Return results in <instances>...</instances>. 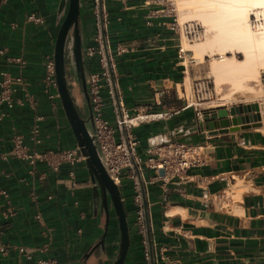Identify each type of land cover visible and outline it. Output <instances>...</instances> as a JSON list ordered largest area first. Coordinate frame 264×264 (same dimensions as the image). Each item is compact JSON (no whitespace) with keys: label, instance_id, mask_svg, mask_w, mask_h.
<instances>
[{"label":"crops","instance_id":"0c3cea01","mask_svg":"<svg viewBox=\"0 0 264 264\" xmlns=\"http://www.w3.org/2000/svg\"><path fill=\"white\" fill-rule=\"evenodd\" d=\"M168 1L103 0L102 4L120 107L135 119L134 124L124 127L127 136L136 141L135 155L146 159L157 143L175 140L198 146L204 158L203 164L188 168L181 178L166 182L154 169L140 166L155 264H264L261 103L259 127L251 122L233 125L228 114L225 132L217 125L213 129L217 133L209 135L201 114L224 103L201 104L197 114L186 105V98L190 99L187 89L192 93L194 81L211 73L213 65L211 61L210 65L206 63V53L202 59L195 57L192 48L182 54L184 60L178 56L179 39L172 28L178 16ZM34 7L32 0H3L0 5V46H6L9 54L25 58L23 79L33 99V103L24 100L16 104L0 120V153L10 148V124L27 137L36 115L44 117L41 142H29L31 149L42 152L77 147L56 90L50 87L45 92L43 88L45 61L53 59L55 33L47 24L27 19L34 14ZM80 23L84 50L97 48L98 26L90 0H81ZM84 62L87 72L102 70L97 54L84 58ZM6 67L0 56V70ZM103 88L102 116L115 125L113 101L104 82ZM77 92L76 86L75 99L84 117L87 106ZM15 98H22V93L17 92ZM115 138L119 139L118 132ZM0 171V188L8 191L14 211L10 218L0 215V238L10 249L0 258V264H30L25 253L32 260L51 257L54 264H109L115 257L119 237L112 208L108 236L102 247L92 249L102 236L104 224L84 159L73 165L64 163L54 172L43 161L30 166L9 157L0 161ZM121 176L127 179L124 183L121 178L118 188H123L120 196L129 229L123 264H150L145 229L137 224L129 170ZM44 243L48 250L39 253ZM19 246L24 253L16 250Z\"/></svg>","mask_w":264,"mask_h":264},{"label":"built area","instance_id":"2783aa9c","mask_svg":"<svg viewBox=\"0 0 264 264\" xmlns=\"http://www.w3.org/2000/svg\"><path fill=\"white\" fill-rule=\"evenodd\" d=\"M90 1L93 3V9L97 20L99 45L97 48L86 47L84 50V58L86 59L97 54L100 56L102 64V70L100 72H88L87 78L90 108L93 112L94 133L107 170L117 186L121 182L122 171L126 169L129 170L128 177L132 180L134 200L137 206V224L143 229L144 218L140 187L131 158L133 157L139 169L141 165L154 169L156 175H158L159 179L163 182L173 178H181L188 168L203 164L204 158L199 152L198 146L182 141L166 140L159 142L155 145L154 152L151 153V156L146 159H141L139 156L135 155L134 147L136 141L131 139L129 135L127 136V146L122 132V125H124V127L130 125V123L127 122L129 117L127 112L123 110H121V118L118 115L100 38L97 0ZM168 2L172 8V0ZM27 19L34 23H42V18L33 13L29 14ZM250 22L253 29H262L264 27V14L259 10H254L250 14ZM172 28L177 32L179 39L178 56L184 60L182 54L187 52V50L183 47L181 38H184L189 43L199 41L204 37V29L196 20H185L183 22L175 20ZM0 56L4 59L7 66L6 69L0 70V120H2L7 117L8 111L16 104L21 105L24 100L28 103H33V99L23 79V70L26 66V60L23 55L9 54L6 46H0ZM43 81L44 91H48L50 87L54 88L56 90L55 94L58 96L53 59H47L45 61V75ZM103 82L107 85L108 94L113 101L116 113L115 125L110 124L102 116L101 108L103 101L101 89L103 88ZM17 92L22 93V98H15ZM211 93L209 78L204 77L197 79L193 83V95L191 96V100L186 98V105L192 106L197 114H199L201 111V104L211 98ZM52 96L51 94V97ZM192 98L194 100H192ZM43 118V115H36L34 117L27 137L17 132L15 125L11 123L9 134L10 148L7 152L0 153V161L11 157L24 161L30 166H34L38 161H43L51 171L58 172L64 163L73 165L83 160L84 156L80 153L78 147L61 149L58 151L46 150L42 152L33 150V148L31 149L29 142L33 145L41 142V121ZM117 132L119 133L118 140L115 138ZM70 174L72 175V172H70ZM13 214L14 211L10 204L8 191L5 188H0V215L3 218H10ZM9 250V246L0 238V258L7 255ZM16 250L19 253H24V248L22 246L17 247ZM47 250L48 245L46 243L38 248L39 253H45ZM25 256L30 260V264H54L55 262L51 257H39L32 260L30 254L25 253Z\"/></svg>","mask_w":264,"mask_h":264},{"label":"water","instance_id":"95a60500","mask_svg":"<svg viewBox=\"0 0 264 264\" xmlns=\"http://www.w3.org/2000/svg\"><path fill=\"white\" fill-rule=\"evenodd\" d=\"M2 1L3 0H0V5L2 4ZM69 2V19L60 25L61 27L58 35L54 37L53 60L55 66V78L57 82V95L62 111L76 139L77 147L80 153L84 156L90 181L94 184L98 183L102 197L105 199V203L107 199L110 201L114 216L117 220L119 246L115 257L109 262V264H123L127 257L129 247V229L127 226L126 214L121 200L120 190L113 182L111 175L107 170V166L104 162L103 155L99 149L94 133L93 112L90 108L87 86L88 72L85 69V62L83 59L84 48L82 44V31L80 25L81 0H69ZM102 4V0H97L100 38L111 88L114 95V101L118 109V115L121 118L122 113L120 100L116 89L112 64L106 43ZM73 24V31L70 32V26ZM74 43L75 45H73ZM68 58L70 63L73 62L77 81L68 74L69 64L66 63V59ZM76 86L77 89L81 91L83 95V102L87 106L88 113L84 117L81 115L79 107L77 106L78 103L75 99L74 91ZM228 114L232 117L231 122L233 125L249 122L253 123L254 127H259L261 125V118L257 103L234 105L230 107H217L216 109L211 108L203 111L201 114V121H203V123L206 122L209 135L217 133V130H213L217 128V125L221 128V132H225L226 127L229 126V121L226 119ZM216 119L218 120L216 121ZM210 121H212V124ZM122 132L124 134V140L128 146V138L124 125H122ZM131 159L140 187L148 259L150 264H155L144 183L138 165L134 162L133 157ZM107 226L108 211L106 214V227ZM105 236L106 234H103L101 240L95 244L92 249L99 246L102 247ZM92 249L91 252L93 251Z\"/></svg>","mask_w":264,"mask_h":264},{"label":"rangeland","instance_id":"374dc122","mask_svg":"<svg viewBox=\"0 0 264 264\" xmlns=\"http://www.w3.org/2000/svg\"><path fill=\"white\" fill-rule=\"evenodd\" d=\"M172 2H173V7L175 8V12L177 13L179 22H183L185 20H196L202 25L204 29V37L199 41L189 43L184 38H182L184 48H187L188 46L192 47L190 46V44L195 45L198 43H204L212 39L215 33H218L222 29L224 30L227 29L226 28L227 25L225 26V23L227 22V18L229 19L231 17L232 13L230 11L223 9H220L221 11L220 10L213 11L211 10L212 8L210 7L208 8L202 6V4H200V0H173ZM25 7L28 8L27 5ZM258 8H264V5L255 6V7L250 6L248 8L246 25L251 35L255 38V40L262 41L264 40V32L261 34L254 33L251 28V24L249 22V16L251 12H253ZM223 14L225 17L223 16ZM180 15L182 18L179 19ZM218 23H220L219 25L221 27L218 26ZM57 31L55 32V34H57ZM235 46L236 45L232 44L230 46V48L232 49L231 52H227L226 55L233 56L235 59L238 60L243 59L244 58L243 53L240 52L241 51L240 49L237 50L238 46L236 47ZM213 51L214 50L206 52V54L208 55L206 63H209L210 65V61H211V66L212 64H214L213 63L214 57L217 58V56L219 55V52L217 50H215V52ZM196 60L199 61L198 59ZM256 63L258 62H255V64ZM255 67L258 72L256 81L254 80L255 78L253 79V77H247V78L245 77L239 79V76H233L228 73L214 74L211 69V73L208 72L206 76L207 78H209L210 81V89L212 92L211 98L209 100H206L205 103H203V105L224 103V106H218V107H227V105L230 104L231 106H234L241 104L261 103L262 109L264 110V75H263L264 65L256 64ZM251 78H252V82H251ZM235 80L236 81L240 80V83H237ZM251 86H255V87H251ZM103 92H104V88L101 89V95L103 94ZM77 95L80 98L79 90L77 92ZM187 95L188 98H190L189 100H191V96L193 95V92L190 93V90L187 89ZM192 100L194 99L192 98ZM262 120L264 122V118H262ZM262 130L264 131V127L262 128ZM123 173L124 170L122 171L121 175ZM122 181L124 183L127 181L126 176H122ZM121 189L123 188H120V190ZM128 194L131 193L128 192Z\"/></svg>","mask_w":264,"mask_h":264},{"label":"bare ground","instance_id":"6f19581e","mask_svg":"<svg viewBox=\"0 0 264 264\" xmlns=\"http://www.w3.org/2000/svg\"><path fill=\"white\" fill-rule=\"evenodd\" d=\"M67 1H68L67 3L68 6H67L66 11H64L63 13V19L61 20V24H63L67 19H69L68 10L70 7L69 6L70 2L69 0ZM67 4L65 2V5ZM200 4H202V6L204 7L212 8L211 10L213 11L223 9V10L230 11L232 14L229 19L227 18V22L225 23V26L227 25L226 27L227 29L224 30L221 28L222 30L220 29L221 31H219L218 33H215L212 39L204 43L190 45L192 47L188 46L187 48H192L194 52V56L200 59H202V56L207 51L214 50L213 52H215V50H217L219 52V55L217 56V58L214 57V62H213L214 64H212L213 65L212 71L215 74L217 73L227 74L228 73L233 76H239V79L245 78V77L246 78L253 77V79L255 78L254 80L256 81L258 72L255 66L256 64L264 65V40L262 41L255 40V38L251 35L246 25L247 24L246 19L248 16V12H247L248 8L250 6L255 7V6L264 5V0H200ZM256 10H259L262 14H264V8H258ZM249 22H250V16H249ZM219 24L220 23H218V26L221 27ZM60 27L61 26H59V29ZM73 28H74V24L70 26V32L73 31ZM59 29H58V32H59ZM252 30L256 34H261L264 32V27L260 30H255L253 28ZM58 32L56 35H58ZM232 44L238 46L237 50L239 49L241 50L240 52L243 53V56H244L243 59L238 60V59H235L233 56L226 55L227 52H231L232 49L230 48V46ZM73 45H75V43ZM255 62H258V63L255 64ZM236 82L240 83V80H237ZM251 82H252V78H251ZM251 87H255V86H251ZM79 93H80V96L82 97L83 95L80 90H79ZM258 108H259V105H258ZM262 113H264L263 110H262ZM134 121L135 119H130V118L127 119V122L130 124H134Z\"/></svg>","mask_w":264,"mask_h":264},{"label":"flooded vegetation","instance_id":"af4514ba","mask_svg":"<svg viewBox=\"0 0 264 264\" xmlns=\"http://www.w3.org/2000/svg\"><path fill=\"white\" fill-rule=\"evenodd\" d=\"M32 2L35 4V9H34V14L37 16H40L42 18V23L41 24H47L48 27H52L54 33L59 29V26L61 24V20L63 19V13L66 11L67 6H68V1L67 0H32ZM65 2L67 5H65ZM58 32V31H57ZM56 36V34H55ZM83 59H84V54H83ZM66 63L69 64V70L68 74L72 76L76 81V74L74 71V66L73 62L70 63L69 58L66 59ZM92 190L94 193V201L95 204L100 208V214L102 213L103 216L101 217L102 224L103 225V231L102 235L106 234L105 238L108 236L109 233V225H110V214L112 213L111 211V204L110 201L107 199L105 203V199L102 197L101 190L99 189L98 183L94 184L92 183ZM108 211V226L106 227V214ZM102 236L100 237L101 240ZM99 240V241H100ZM105 241V239H104Z\"/></svg>","mask_w":264,"mask_h":264}]
</instances>
